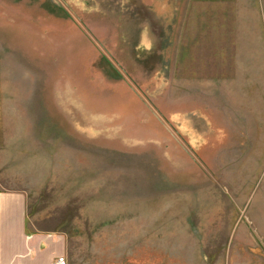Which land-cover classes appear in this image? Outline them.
<instances>
[{"label": "rangeland", "instance_id": "rangeland-1", "mask_svg": "<svg viewBox=\"0 0 264 264\" xmlns=\"http://www.w3.org/2000/svg\"><path fill=\"white\" fill-rule=\"evenodd\" d=\"M0 189L65 264H264V0H0Z\"/></svg>", "mask_w": 264, "mask_h": 264}, {"label": "crops", "instance_id": "crops-1", "mask_svg": "<svg viewBox=\"0 0 264 264\" xmlns=\"http://www.w3.org/2000/svg\"><path fill=\"white\" fill-rule=\"evenodd\" d=\"M64 245L62 234L34 223L24 192L0 189V264H52Z\"/></svg>", "mask_w": 264, "mask_h": 264}, {"label": "built area", "instance_id": "built-area-1", "mask_svg": "<svg viewBox=\"0 0 264 264\" xmlns=\"http://www.w3.org/2000/svg\"><path fill=\"white\" fill-rule=\"evenodd\" d=\"M52 264H65V259L62 255L56 256L55 259L53 260Z\"/></svg>", "mask_w": 264, "mask_h": 264}]
</instances>
